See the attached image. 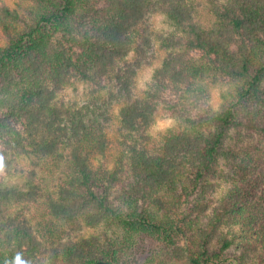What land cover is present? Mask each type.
I'll return each instance as SVG.
<instances>
[{
	"label": "trees",
	"instance_id": "trees-1",
	"mask_svg": "<svg viewBox=\"0 0 264 264\" xmlns=\"http://www.w3.org/2000/svg\"><path fill=\"white\" fill-rule=\"evenodd\" d=\"M200 5L18 0L11 8L0 0V147L7 156L14 151L36 164L53 162L55 172L62 168L56 196H46L51 229L93 230L76 238L69 232L65 240L37 235L8 211L41 199L37 174L28 173L23 188L0 181V264H118L119 236L112 253L101 251L100 237L120 232L162 235L173 245L182 235L188 264H237L230 255L236 248L244 258L255 250L264 261V196L257 212L247 204L264 186V172L256 175L264 167V0H205L213 16L208 25L195 20ZM155 13L171 29L161 43L167 53L154 82L137 94L131 90L137 72L118 63L133 51L143 54L136 34ZM110 77L115 95L108 90L102 98L104 84L87 100L58 101L74 78L96 84ZM211 83L221 87L218 108L191 116V108L208 101ZM168 86L173 102L161 98ZM158 114L174 121L159 141L143 135ZM111 119L122 147L107 167L92 159L107 156ZM215 185L218 196L209 197ZM182 197L191 204L187 212ZM233 225L238 236L225 229Z\"/></svg>",
	"mask_w": 264,
	"mask_h": 264
},
{
	"label": "rangeland",
	"instance_id": "rangeland-1",
	"mask_svg": "<svg viewBox=\"0 0 264 264\" xmlns=\"http://www.w3.org/2000/svg\"><path fill=\"white\" fill-rule=\"evenodd\" d=\"M9 7L13 8L16 6V1L18 0H3ZM201 2L198 11L196 12L195 20L200 22L201 24L208 25L212 22L213 16L209 13L208 8L205 6V0H199ZM27 3V2H25ZM147 18V22L144 23L136 34V46H140V49H143V54L135 53L134 51L130 53L125 59L121 60L118 63V67H123V69L128 66L134 69L136 75H133V85L131 86V90L134 93H141L147 87L154 82L153 74L156 68H158L162 59L166 55V50L161 46L162 40L166 39V37H170L171 29H168L167 24L163 21V17L160 14H152ZM146 28L145 32H142V28ZM139 34V35H138ZM143 36H148L150 39L149 44H145V40ZM5 42V34H3L0 28V44L3 45ZM139 49V47H138ZM202 52H192L194 56H201ZM71 84H68L63 88V90L58 95V101L64 100H77L84 101L87 100L93 90H98L100 87H103L106 84L105 88L99 89V95L103 96L102 98L109 97L108 90H111L113 95L118 92V84L110 78H101L98 83H87L82 82L79 79L74 78ZM155 87V86H154ZM209 92L210 97L207 102L202 103L199 107L191 108L190 115L197 116L204 111V108L211 107V109L218 108L220 104V91L221 87L219 84H209ZM156 88V87H155ZM162 93L161 98L166 102H173L175 100V96L172 92V88L170 86L167 87ZM160 104L162 102L160 101ZM113 117L116 116V108L112 109ZM174 124L173 119L168 116H164L162 114H158L155 122L150 125L146 131L143 132V135L149 134L153 140H160L159 133L162 132L167 127H170ZM126 134V133H125ZM105 138L107 139L108 153L105 158L94 157L92 159L93 163L96 164L100 159L99 163L105 164L107 167H111L113 163V159L117 153L118 147H122L118 144L122 141L121 135H119L118 131V122L116 119H111L107 124V128L105 129ZM126 141H130L129 139ZM157 141V142H158ZM0 181L5 182L6 184H18L19 187L23 188L24 181L28 178V173L33 171L36 173L35 183L39 184L41 191L44 195H42L37 202L35 201H27V202H18L13 203L10 207H8V211L11 214H18L21 218L26 219L28 222L32 224V226L38 231L35 233L42 234L50 239H63L68 238V233L73 232L69 230L67 227L64 228L60 226H56L55 228L51 227V222L49 221V215L46 214V196L50 194L51 198L56 196L55 193V184H58L60 181V173L62 168H58L55 172V165L53 162L42 161L41 164H36L34 156L16 154V152L9 151V155H5L2 151V147H0ZM64 155H66V151H63ZM9 162V163H8ZM53 170V172L50 171ZM55 172V173H54ZM264 172V167H260L256 175ZM216 187V185H215ZM219 190L216 187L213 190H209L207 193L210 196L217 197ZM264 186L260 189H257L252 193L253 197H251V201L247 200V204L249 203V210L257 211L260 210V206L262 202H258L260 197L264 195ZM188 198L182 197L183 209L185 212L188 211L189 207H191L188 202ZM194 202V199L192 200ZM256 211V212H257ZM255 212V213H256ZM215 215V214H212ZM184 219V217H183ZM55 222V221H53ZM226 230L233 231L236 236L240 233L239 225H233L232 228H225ZM93 230L84 228L81 231L71 233V238L79 237L80 235L88 236ZM49 235V236H48ZM116 236H119L120 244L116 249V254L118 255L117 261L118 264H188L185 261L184 256H186L185 249L187 242L184 240L182 235H176L173 237L175 240V244H169L167 240H165L162 235L159 237L156 234H144V233H135L132 237H125L124 233L120 232L113 237H110L108 240L106 237L101 238L100 241L102 243L101 251L108 250L109 252L114 251L112 248L113 241ZM111 245V246H110ZM114 247V246H113ZM183 250V251H182ZM182 251V252H181ZM112 253V252H111ZM230 255L235 259L238 258L237 264H264V261L258 257V254L255 252H249L245 255H241V250L236 248L230 250ZM102 257H106V253H101Z\"/></svg>",
	"mask_w": 264,
	"mask_h": 264
}]
</instances>
